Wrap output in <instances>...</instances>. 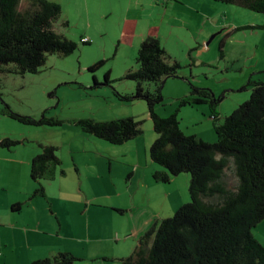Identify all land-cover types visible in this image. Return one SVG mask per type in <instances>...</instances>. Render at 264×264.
Instances as JSON below:
<instances>
[{
    "label": "rangeland",
    "instance_id": "rangeland-1",
    "mask_svg": "<svg viewBox=\"0 0 264 264\" xmlns=\"http://www.w3.org/2000/svg\"><path fill=\"white\" fill-rule=\"evenodd\" d=\"M49 1L61 7L57 32L77 48L67 56L48 55L35 74H0V111L8 105L18 115L62 121L27 126L0 115V140L22 142L0 150V264H30L58 252L71 253L77 264H93L103 253L120 264L116 260L133 252L154 221L190 202L188 174L167 184L153 179L162 168L149 156L156 135L146 102L120 98L135 91V82L124 76L137 66L139 38H158L181 66L178 78L164 80L155 113L165 118L176 112L186 133L213 131L209 113L202 117L206 105L180 107L179 101L191 85L208 89L221 98L217 112L223 119L249 99L248 82L264 80V15L212 0H169L166 6L168 0ZM129 117L142 134L121 145L74 123ZM39 144L57 148L64 175L43 182L45 198L28 200L36 184L29 166L17 160L24 151L39 153ZM14 203L22 204L20 212L11 211Z\"/></svg>",
    "mask_w": 264,
    "mask_h": 264
},
{
    "label": "trees",
    "instance_id": "trees-1",
    "mask_svg": "<svg viewBox=\"0 0 264 264\" xmlns=\"http://www.w3.org/2000/svg\"><path fill=\"white\" fill-rule=\"evenodd\" d=\"M213 1L264 15V0ZM22 2L0 0V74H35L44 66L48 55L67 56L77 48L75 42L55 28L61 14L59 4L49 0ZM136 65L124 76L135 82V91L120 98L146 102L156 135L149 156L162 168L153 174V179L167 184L172 177L188 174L190 202L178 208L172 217L154 221L133 252L119 260L120 264H264V247L252 233L264 220V80H250L249 99L222 120L217 112L221 98L208 89L191 85L189 95L180 99L179 106L208 105L216 136V141L211 143L185 134L176 112L165 118L155 113V106L162 101L164 80L178 78L181 69L158 38L148 36L142 40ZM149 83L155 85L153 91L145 88ZM0 115L27 126L62 123L52 118L36 120L18 115L8 105ZM74 123L84 133L112 145H121L142 134L140 123L131 117L108 122L89 118ZM21 144L3 138L0 150H11ZM38 146L40 152L29 166L30 179L36 184L30 198H45L43 182L53 181L58 172L64 175L57 148ZM228 171L235 179L233 185ZM21 208V203L10 207L12 212H20ZM78 261L69 252H58L30 264Z\"/></svg>",
    "mask_w": 264,
    "mask_h": 264
},
{
    "label": "crops",
    "instance_id": "crops-1",
    "mask_svg": "<svg viewBox=\"0 0 264 264\" xmlns=\"http://www.w3.org/2000/svg\"><path fill=\"white\" fill-rule=\"evenodd\" d=\"M160 1H162V0H160ZM213 1V0H212ZM168 2H169V0L166 2V3H164L163 5L164 6H166L167 4H168ZM215 2V1H214ZM146 37H148V36H143L142 38H139V41H140V43L142 42V40L143 39H145ZM86 38V37H85ZM165 50H166V48H165ZM168 53V52H167ZM169 54V53H168ZM191 54L189 53V57H191L190 56ZM204 105V104H203ZM204 113L202 114V117L203 118H205L206 117V115L209 113V115H208V117H209V120L211 121V115H210V113H211V111H210V108L208 107V105H206L205 107H204ZM218 115H219V118L221 117L220 116V114L218 113ZM222 120V119H221ZM181 127V126H180ZM182 129V128H181ZM183 130V129H182ZM183 132L185 133V134H187V135H194V136H196V137H198V138H200V139H202V140H204V141H206V142H215L216 141V136L214 137V134H213V132L214 131H211L210 129H209V131H208V129H205V132L204 131H193V132H191V133H186L184 130H183ZM1 154V153H0ZM38 154V151L37 150H31V151H24L23 153H22V159L21 160H17V162H19V163H21V164H25L26 163V165L27 166H30V161H31V159L34 157V156H36ZM17 166H13L12 167V169L13 168H15V169H17L16 168ZM11 171H13V170H11ZM29 198L30 197H28V200H29ZM28 200H27V202H28ZM90 205V204H89ZM88 210H90V207L88 208ZM93 214H95V213H93ZM95 217H98V216H95ZM260 226H264V221L262 222V223H260L259 225H257L255 228H254V231H253V236L255 237V239H257V241L264 247V227H263V231H261V229H259V228H261ZM148 230V229H147ZM146 230V231H147ZM256 230V231H255ZM256 234V235H255ZM137 245V244H136ZM104 258L106 259V260H104ZM93 260H94V262L95 263H93V264H97V263H101V264H111L112 262H114L113 261V259L112 258H110L107 254H105V253H103V254H101V255H99V256H97V257H95V258H92ZM120 259H122V257H120L119 259H117L116 261L118 262V263H120ZM78 262H80V260L78 261ZM77 262V263H78ZM76 263V264H77Z\"/></svg>",
    "mask_w": 264,
    "mask_h": 264
},
{
    "label": "built area",
    "instance_id": "built-area-1",
    "mask_svg": "<svg viewBox=\"0 0 264 264\" xmlns=\"http://www.w3.org/2000/svg\"><path fill=\"white\" fill-rule=\"evenodd\" d=\"M82 41H83V42H86V41H88V40H87V38H83Z\"/></svg>",
    "mask_w": 264,
    "mask_h": 264
}]
</instances>
